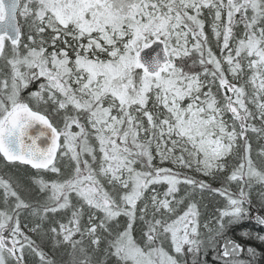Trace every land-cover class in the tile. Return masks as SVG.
I'll list each match as a JSON object with an SVG mask.
<instances>
[{
    "label": "snow or ice",
    "instance_id": "snow-or-ice-1",
    "mask_svg": "<svg viewBox=\"0 0 264 264\" xmlns=\"http://www.w3.org/2000/svg\"><path fill=\"white\" fill-rule=\"evenodd\" d=\"M0 165V264H264V0H0Z\"/></svg>",
    "mask_w": 264,
    "mask_h": 264
},
{
    "label": "trees",
    "instance_id": "trees-1",
    "mask_svg": "<svg viewBox=\"0 0 264 264\" xmlns=\"http://www.w3.org/2000/svg\"><path fill=\"white\" fill-rule=\"evenodd\" d=\"M253 148H254V152H255V150H256V146H255V144H254V146H253ZM2 165H0V169H2ZM9 175H11V172L9 171ZM205 203H207V201H205ZM210 210V209H209ZM258 230V229H257Z\"/></svg>",
    "mask_w": 264,
    "mask_h": 264
}]
</instances>
